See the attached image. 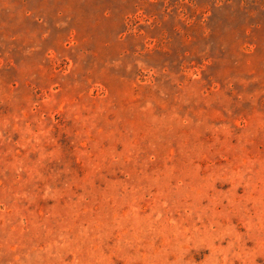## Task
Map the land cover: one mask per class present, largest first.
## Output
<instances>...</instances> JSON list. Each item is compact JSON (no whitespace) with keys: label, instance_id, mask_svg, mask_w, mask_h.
<instances>
[{"label":"rangeland","instance_id":"1","mask_svg":"<svg viewBox=\"0 0 264 264\" xmlns=\"http://www.w3.org/2000/svg\"><path fill=\"white\" fill-rule=\"evenodd\" d=\"M0 264H264V0H0Z\"/></svg>","mask_w":264,"mask_h":264}]
</instances>
